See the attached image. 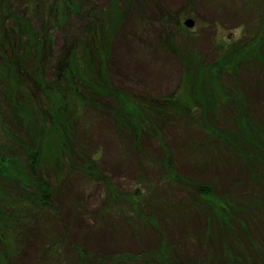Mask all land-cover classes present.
<instances>
[{
	"label": "rangeland",
	"instance_id": "obj_1",
	"mask_svg": "<svg viewBox=\"0 0 264 264\" xmlns=\"http://www.w3.org/2000/svg\"><path fill=\"white\" fill-rule=\"evenodd\" d=\"M71 2L76 11L63 18L52 0H4L0 11L1 52L25 55L18 78L0 61L16 87L0 98V156L22 158L18 143L34 147L42 126L67 129L43 137L35 165L50 208L28 202L36 190L15 173L0 178L3 212L18 215L0 264H149L160 252L172 264H264V0ZM7 10L37 35L39 54ZM75 49L90 51L93 70L83 76L80 66L88 86L77 91L64 80ZM53 90L76 101L57 122L45 97ZM20 104L29 133L13 119ZM162 162L173 177L209 186L223 220Z\"/></svg>",
	"mask_w": 264,
	"mask_h": 264
},
{
	"label": "trees",
	"instance_id": "obj_2",
	"mask_svg": "<svg viewBox=\"0 0 264 264\" xmlns=\"http://www.w3.org/2000/svg\"><path fill=\"white\" fill-rule=\"evenodd\" d=\"M54 1L53 6H52V11L56 13H58L61 10V17L63 18L64 15H69L71 12H75L76 9L73 7L71 0H67V2L65 0H52ZM1 2V15L2 12L4 10V0H0ZM9 12V10H7ZM5 12V11H4ZM10 16L13 18L16 27L18 28V33L19 34H24V36L26 35L30 43H34L35 47H36V52L38 53V49L40 50L41 46H39L40 44L38 43V37L36 34L32 33L30 26H28V23L23 20L22 18H19L17 16H14L13 14H11L9 12ZM5 16L7 15L6 13L4 14ZM52 15V13H49V16ZM83 47V46H82ZM86 50V49H84ZM99 51L98 47L96 49V52ZM78 52L80 53L79 50L75 49L74 51L71 52V54L68 56V67L65 71V76L66 81L69 83L68 87L72 88L74 91H77V85L78 86H86L84 84V77L87 72L88 74L90 73L89 71H93L91 68V64L90 63V59H89V55H90V51L86 50L84 51L82 54V56H79ZM39 54V53H38ZM42 57V56H41ZM86 58H88V60H85ZM1 60H7L8 63H6L5 66H7L6 71H10V73L12 75H15L16 77L17 75V70L19 72V70L24 66V62H25V55L16 57V54L12 53V54H3L1 52V46H0V61ZM84 65L86 67L85 73L82 76V72H81V68L80 66ZM23 69V68H22ZM4 74V70L2 67H0V98L1 97H6L8 95H10V93H12V91L15 90L14 86H9V82L3 81L2 77ZM19 74V73H18ZM91 76V74H90ZM89 76V78H91ZM18 78V77H17ZM93 81L89 80V84L91 85H98V80H96V78H92ZM6 82V84H4ZM20 84H22V82H20ZM37 84L38 86L41 84V89L43 91H45V86L43 85V81L42 79H40L39 77L37 78ZM103 87H99L98 89L101 91H104L106 94L110 95V97H112L116 102L120 101L121 99L117 96V94L110 88V86L103 84ZM88 86V85H87ZM86 86V87H87ZM20 87V85H19ZM18 87V88H19ZM85 87V88H86ZM97 87V86H95ZM81 88V87H80ZM95 89V88H94ZM58 91L53 90L52 93H45V97L49 94L50 97H48L50 100L53 101L52 103V110L53 114H51V117L53 118V122H57V120L61 119V116L63 113L59 114L60 108L62 109L61 111L65 110H75V105L76 101L72 98V97H68L67 99H63L66 97L63 96H59V94L57 93ZM61 92V91H60ZM62 93V92H61ZM76 96H74V98L77 99V103L80 102L79 104L83 105V103L85 102L83 100V98L81 97L80 94H75ZM93 96V95H92ZM88 100V102L86 104H88L89 107L94 108L96 107V103H95V99H93L90 95L87 96L86 98ZM90 99V100H89ZM132 101V100H131ZM73 106V107H71ZM17 108V109H16ZM74 108V109H72ZM15 109L17 110V114L16 116L13 118L17 121V123L19 125L22 126V129H24L26 132L25 133H29L30 130H32L29 126V123L32 122L31 118L29 117V114L27 112V110L23 109V106L20 104L19 106H15ZM119 114H123L124 116H126V112H122L121 110H119ZM50 114V113H49ZM138 116L140 115H144L143 112L140 111V113H138ZM137 114H134L135 116H137ZM19 118V119H17ZM62 121H60L59 123H61ZM132 123V122H131ZM62 124V123H61ZM65 126V125H62ZM59 127V131H57V128L55 129L56 125H53L52 129L56 132H58L59 135H61L62 137H64V135L67 133L65 131H67L66 128L64 127ZM50 128H45V126H42L39 134L41 135L42 131H43V135H41V137H37L34 147H30L29 145H24L23 142L18 143L19 146L21 147V149L23 150L22 153V158L20 157L19 159H13V158H8V157H4V156H0V178H5V179H9V177H11L10 175H13L14 173L17 175L15 177H18V182L22 181V184L26 187H32L33 190H36V193L34 194L33 192L26 194L27 196V201L28 202H32L33 204L38 205L39 207L42 208H50L52 205V200H51V194H50V189L49 186L42 180H39L37 178H35V165L37 164V162L39 161V154H40V144H41V140L43 139V137H45L46 135H49V133H51ZM69 130V129H68ZM67 135V134H66ZM166 162H162V164L164 165V167L167 170V177L169 179H171L172 181H183L184 183H188L190 185V187H192V190L194 191L197 200H199V206L201 207L202 205H206L207 207H210L212 209L211 212H213V214L216 216V218H218L219 220H223V218L225 217V212H222L223 209L219 206V202L218 200L214 197L213 192L211 190V188L209 186H205V185H196V184H192L188 181L182 180L180 178L177 177H173L169 172V165ZM16 165V166H15ZM15 166V167H13ZM91 175H95V177H99V172H97V170L95 168H92L89 165H85L84 166ZM26 170V171H25ZM94 170L96 171V173L94 172ZM138 192V190L135 191V194ZM0 198L1 200H6L4 194L0 191ZM8 200V199H7ZM142 201H134L133 203L131 202V204H133V210L135 212H137L138 210H140V208L138 207L139 205H141ZM3 209H6V206H4V204H0V241L3 242V238H5L6 236H9L10 232L13 230L14 228V222L17 218L18 220V215L15 214V211L13 210H8L3 212ZM222 210V211H221ZM2 211V212H1ZM5 217H2L4 216ZM14 217V218H12ZM16 220V221H17ZM18 222V221H17ZM164 248V247H163ZM151 258L155 257L157 260L153 261L155 263L161 262L162 264H172V262H170V259H168L166 257V255H163L162 252L160 253H150ZM153 262L149 263V264H154ZM113 264H117L116 261L113 262Z\"/></svg>",
	"mask_w": 264,
	"mask_h": 264
},
{
	"label": "water",
	"instance_id": "obj_3",
	"mask_svg": "<svg viewBox=\"0 0 264 264\" xmlns=\"http://www.w3.org/2000/svg\"><path fill=\"white\" fill-rule=\"evenodd\" d=\"M183 25L186 27V28H190L193 26V23L190 21V20H185Z\"/></svg>",
	"mask_w": 264,
	"mask_h": 264
},
{
	"label": "crops",
	"instance_id": "obj_4",
	"mask_svg": "<svg viewBox=\"0 0 264 264\" xmlns=\"http://www.w3.org/2000/svg\"><path fill=\"white\" fill-rule=\"evenodd\" d=\"M224 148H225V147H224ZM229 170H232V169H229ZM232 172H233V171H232ZM145 235H146V234H145V231H143L141 236L145 237Z\"/></svg>",
	"mask_w": 264,
	"mask_h": 264
}]
</instances>
